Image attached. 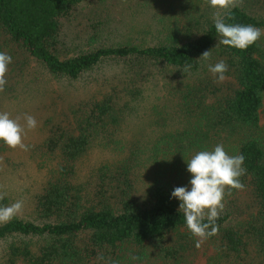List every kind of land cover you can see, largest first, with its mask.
I'll return each instance as SVG.
<instances>
[{"label":"trees","instance_id":"trees-1","mask_svg":"<svg viewBox=\"0 0 264 264\" xmlns=\"http://www.w3.org/2000/svg\"><path fill=\"white\" fill-rule=\"evenodd\" d=\"M94 1L104 0H0V52L12 62H36L50 76L70 82L109 63L123 73L100 80L101 90L103 83L110 87L101 96L88 95L70 104L68 113L62 110L61 118L44 120L46 136L38 150L45 178L29 216L0 218L1 263L142 264L151 246L163 264H180L196 237L171 192L190 180L186 160L217 144L229 155L244 156L246 172L239 179L250 189L252 211L241 218L236 208L223 207L216 234L208 236L218 244L208 264L264 262V37L240 50L219 43L214 26L220 17L264 31V0L215 7L210 0H136L147 8L170 5L180 20L164 26L166 35L148 45L93 46L99 39L95 30L88 35L76 25V38L68 32L85 3ZM101 13L106 14L100 11L94 25L88 19L79 23L99 27ZM208 50V59L200 57ZM221 60L232 81L225 90L197 74ZM156 70L181 79L173 90L182 124L150 142L124 146L118 135L125 114ZM194 73L193 81L184 80ZM114 80L118 83L110 85ZM237 190L226 187L224 197ZM9 206L10 199L0 194V209Z\"/></svg>","mask_w":264,"mask_h":264},{"label":"rangeland","instance_id":"rangeland-1","mask_svg":"<svg viewBox=\"0 0 264 264\" xmlns=\"http://www.w3.org/2000/svg\"><path fill=\"white\" fill-rule=\"evenodd\" d=\"M137 1L104 0L85 3L81 9V15L77 16L68 35L76 38L77 25L84 27L88 35L95 30L99 39L93 46L100 43L98 41L107 43L126 41L148 45L166 35L164 26L167 27L170 22L180 20V17L176 16L178 10L171 8L170 5L165 4L158 9L157 7L147 8ZM100 11L106 13H101L104 17L103 25L91 29L88 25L79 23H84L88 19L91 25L96 24L94 20L100 19ZM86 40H83L85 44ZM28 61L12 62L14 71L12 72L11 67H8L5 73L7 84L3 90H0V112H8L10 118L21 124L24 128L22 142L27 146L13 148L0 141V194L10 199L9 207L17 202L20 203V207L13 209L9 215L19 217H27L31 214L34 195L45 178L44 169L39 167L38 150L39 144L46 136L44 120L49 117L61 118L62 110L68 113L70 104L88 95L101 96L102 91L110 87L108 83H103L104 89L101 90L100 80L105 78L110 80L115 73L122 72L119 67L109 63L92 70L77 81L70 82L54 78L36 62ZM215 63L217 62L209 64ZM204 70L205 72L200 71L197 74L208 76L215 86L223 90L232 82L225 74L224 80L218 81L208 70L207 64ZM122 74L118 75L119 78L123 77ZM197 74H190L184 80L193 81L190 79H195ZM114 81L116 83L109 84L118 83V80ZM180 81V78L171 79L170 72L156 70L149 80L142 84L143 97L132 103L131 109L125 114L123 127L118 135L124 146H129L131 143L150 142L157 135L161 136L164 131L180 125L182 119L177 113L179 95L173 90ZM170 113L173 114L169 115ZM26 114L35 117L37 121L35 128L27 127ZM164 116L171 117L168 123L163 120ZM260 127L261 133H264V99L260 111ZM251 202L249 188H240L223 199V205L236 208L241 218L252 211V208H248ZM198 241L199 245H197ZM217 248L215 239L208 236L196 237L193 248L181 258L180 264H208L218 252ZM145 252L146 256L142 264H163L157 259L151 246H148ZM0 264H2L1 261ZM253 264H264V262L255 259Z\"/></svg>","mask_w":264,"mask_h":264},{"label":"clouds","instance_id":"clouds-1","mask_svg":"<svg viewBox=\"0 0 264 264\" xmlns=\"http://www.w3.org/2000/svg\"><path fill=\"white\" fill-rule=\"evenodd\" d=\"M210 3L214 7L227 6L229 0H210ZM214 26L222 37L219 43L240 50H246L264 36V31L254 25L226 23L220 17L214 18ZM209 51L203 52L200 57L208 59ZM11 62L10 55L0 52V90L7 84L5 73ZM207 67L218 81L224 80L228 67L223 60ZM25 120L29 129L36 127L35 117L26 114ZM23 134L24 128L17 120L10 118L8 112H0V141L13 148H26L22 142ZM244 159L242 154L229 155L223 144H217L212 150L198 151L186 160L190 180L187 185L174 187L171 197L180 201L178 210L182 211L186 227L194 237L216 234L215 222L224 207L225 188L243 187L239 178L246 172ZM19 207L20 203L17 202L12 207L0 209V218L7 219L13 209Z\"/></svg>","mask_w":264,"mask_h":264}]
</instances>
